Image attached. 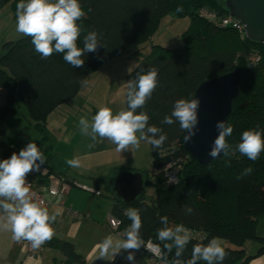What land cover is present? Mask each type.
<instances>
[{"label":"trees","instance_id":"16d2710c","mask_svg":"<svg viewBox=\"0 0 264 264\" xmlns=\"http://www.w3.org/2000/svg\"><path fill=\"white\" fill-rule=\"evenodd\" d=\"M6 1L0 0V5ZM79 2L85 15L77 21L81 28L77 46L84 47V37L92 30L98 33L103 45L97 52L83 57L85 64L82 68H74L64 61L61 53L41 59L35 52L31 37L23 36L2 44L0 89L7 91L8 101L0 106V121L17 109L13 100L15 93L34 127L42 131L48 115L58 106L72 101L96 69L117 57L128 56L139 45L149 41L164 16L173 14L176 18H188L190 25L182 35L183 47L167 50L152 45L150 53L127 74L130 81L148 68L158 69V86L144 108L137 111L146 112L149 125L162 128L167 140L159 149L149 144L153 174L148 177L142 172L145 186L151 184L155 190L153 200L146 203L142 195L135 204L126 206L118 202L110 191L108 198L113 202L111 216L119 220L117 231L122 234L131 223L126 210L138 209L143 242L152 240L158 245L169 264L176 259V249L169 253L164 244L171 241L158 239L161 216L168 217L171 227L183 224L203 235L201 241L193 239L187 245L179 258L182 261L191 258L193 244H206L212 237H219L235 246V249L225 248L228 256L223 264H247L264 254V152L253 161L236 150L245 130L259 129L264 133V45L251 44L244 34L232 28H219L200 15L201 11H206L227 16L219 0ZM18 3L19 0H15L12 5L15 13ZM178 6H183L182 12L176 11ZM234 69L242 71V79L227 121L233 127L232 135L226 138L231 150L228 156L223 155L209 166L200 168L183 148L184 132L179 124L169 126L161 124V121L171 113L176 100L190 99L202 82ZM13 148L20 146L0 128V158H6ZM168 166L175 172V184L167 181ZM247 168L252 169L251 173L242 175ZM185 206L192 208L190 215L186 214ZM260 231L263 236L259 235ZM247 242L258 244L255 254L246 255L244 245ZM50 245L64 257L63 264H84V259L74 251L71 243L54 240Z\"/></svg>","mask_w":264,"mask_h":264},{"label":"clouds","instance_id":"9594fccd","mask_svg":"<svg viewBox=\"0 0 264 264\" xmlns=\"http://www.w3.org/2000/svg\"><path fill=\"white\" fill-rule=\"evenodd\" d=\"M177 12L183 11V6L176 8ZM85 13L79 0H19L16 5V32L25 37H31L35 52L41 59H48L54 53L63 54L66 63L74 68H82L85 64L84 56L87 53L97 52L103 44L100 43L98 33L92 30L84 37V47L77 46L81 35L78 25ZM158 86V69L148 68L138 73L135 80L127 83V108L116 113L110 107L101 106L91 117L79 119V128L83 135L90 137L94 143L97 138L107 139L116 145L118 152L139 149L141 141L153 146L154 149L162 147L167 140L163 129L149 125V116L143 109L152 93ZM199 99H178L174 102L169 115H165L161 124L173 125L178 123L180 129L187 135V142L195 135L198 124ZM218 135L208 153L213 160L220 157L221 152L228 156L231 146L226 138L233 133V127L225 120L216 124ZM236 150L250 160H257L264 152V133L259 129L245 130ZM46 163L45 154L35 142H29L18 153L14 152L9 158L0 160V230L11 233L12 240L16 242L28 241L33 249H39L55 235L52 227L57 219V214H50L42 202L34 198L31 184L27 182L28 174L39 172L41 165ZM72 168L80 167L79 158L66 161ZM229 163L228 161L225 162ZM252 171L247 168L242 175ZM192 208L185 206L186 214L192 213ZM126 215L131 221L130 225L121 234L122 238L106 236L96 247L99 249L97 258L113 257L121 250L128 252L127 260L135 261V253L144 246L140 229L142 228L141 215L138 209L129 208ZM161 228L157 230L160 241L165 243L164 249L169 253L175 248V257L172 264H223L228 256L219 237H212L207 243H195L192 246L191 258L187 261L182 257L187 245L194 239L193 233L183 224L175 227L169 226L167 216L160 217ZM169 264L166 255L159 248L152 249Z\"/></svg>","mask_w":264,"mask_h":264},{"label":"crops","instance_id":"0c3cea01","mask_svg":"<svg viewBox=\"0 0 264 264\" xmlns=\"http://www.w3.org/2000/svg\"><path fill=\"white\" fill-rule=\"evenodd\" d=\"M21 37L23 36L17 33L9 40ZM127 83L124 86L125 94ZM77 96L65 106L73 105L72 102L77 100ZM13 100L17 109L12 115L0 121V128L12 142L19 144L20 148H24L29 142H35L45 154L46 163L41 165L39 172L34 171L30 174L43 189L45 198L49 201L48 210L50 214H57V219L52 225L55 235L35 260L25 257L21 246L24 241L16 242L12 240L9 231L0 230V264H63L64 257L50 245L54 240L71 243L74 251L84 259V264H155L141 248L132 250L135 253L134 262L127 260L128 252L125 250H121L114 257L109 255L105 259L97 258L99 249L96 246L106 236L122 238L108 222L113 207V202L108 198L111 194L109 182L118 170L138 171L136 149L118 152L115 144L99 137L94 146L90 147L93 141L81 133L79 119L68 117V112H72L71 107L62 105L60 112L57 107L48 115L45 127L38 131L15 93ZM7 101V91L0 89V106L5 105ZM110 105L108 102L107 107ZM84 111L86 117H90V112ZM97 111L95 108L91 114L95 115ZM73 158H79L80 167L72 168L67 165L66 161ZM56 179L63 180L64 189L55 198L50 199L46 187L49 182ZM82 187L92 189L98 194L86 191ZM246 244L245 252L248 255L255 254L258 247ZM246 246L254 250L247 252ZM247 264H264V254L254 257Z\"/></svg>","mask_w":264,"mask_h":264},{"label":"water","instance_id":"95a60500","mask_svg":"<svg viewBox=\"0 0 264 264\" xmlns=\"http://www.w3.org/2000/svg\"><path fill=\"white\" fill-rule=\"evenodd\" d=\"M224 12L239 21L243 26L245 39L255 45H264V0H219ZM242 71L234 69L215 78L202 82L190 98L199 99L198 124L195 135L182 145L185 152L200 168L209 166L213 160L208 155L218 135V121H228L232 105L240 90ZM142 172L118 170L110 184V191L118 202L131 206L141 199L145 189Z\"/></svg>","mask_w":264,"mask_h":264},{"label":"rangeland","instance_id":"374dc122","mask_svg":"<svg viewBox=\"0 0 264 264\" xmlns=\"http://www.w3.org/2000/svg\"><path fill=\"white\" fill-rule=\"evenodd\" d=\"M14 1L15 0H7L0 5V53L3 52L2 44L8 41H14L9 40V38H13V36L17 34L16 13L12 6ZM189 25L190 21L188 18H176L173 14H167L160 20L156 31L149 41L139 45L138 48L128 56L117 57L109 64L102 65L96 69L87 78L84 86L78 93L77 100L72 102L73 105L70 104V106H65L66 103L62 104V106L71 107L72 109V112H68L69 119L86 117L84 110L90 112V117L88 116L86 118L91 119L93 116L91 114L93 109L96 108L98 110L101 106H108V102L111 103L109 107L114 113L125 109L124 86L128 80L127 74L142 58L150 53L152 45H157L167 50L183 47L185 41L182 35L189 28ZM62 106H58L60 109L59 112ZM16 133L19 134L20 131H16ZM136 151L138 153V165L136 168H138L139 172H143L150 177L153 174V167L149 144L141 141L140 147L136 149ZM154 196L155 190L153 186L147 184L143 193V201L150 203ZM259 235L263 236L262 231H260ZM221 241L224 248L235 249L234 245L222 239ZM246 245H255L258 247V244L253 242H247ZM246 249L247 252L254 250L250 246H246Z\"/></svg>","mask_w":264,"mask_h":264},{"label":"built area","instance_id":"2783aa9c","mask_svg":"<svg viewBox=\"0 0 264 264\" xmlns=\"http://www.w3.org/2000/svg\"><path fill=\"white\" fill-rule=\"evenodd\" d=\"M200 15L204 17L205 19L213 22L214 25H216L219 28H232L238 31L239 33L243 34V26L239 23V21H237L230 15L217 16L215 13H210L206 11H201ZM251 64H253V62H251ZM20 150H21L20 148H13L6 158H9L14 152L18 153ZM166 171H167L166 172L167 181L171 184H175L177 182L175 172L170 170L169 166L166 167ZM26 179H27V182L31 184V192L34 194V198L42 202V206L48 208L49 201L45 198L43 189L37 185L36 180L31 176V174H28ZM82 188L85 189L86 191L95 192L92 189H89L87 187H82ZM63 189L64 188H63L62 179L60 180L56 179L54 181H51L48 183L46 187V191L50 199L55 198L60 192L63 191ZM95 193L98 194V192H95ZM73 216L76 217L74 213H73ZM108 222H109L110 227L114 230H117L118 226L120 225L119 220L113 216L109 217ZM191 231L193 233V237L195 240L201 241L203 239V235L201 232L194 231V230H191ZM46 244L47 242L44 245H42L39 249H33L30 242L24 241L21 246H22L25 257L30 260H35L45 249ZM155 248H159V247L152 240L145 241L144 246L143 245L141 246V249L155 262V264H163V260L159 256H157L156 253L152 250Z\"/></svg>","mask_w":264,"mask_h":264}]
</instances>
